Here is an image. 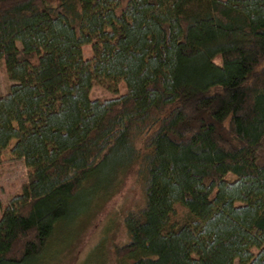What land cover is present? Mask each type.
Instances as JSON below:
<instances>
[{"label":"trees","instance_id":"16d2710c","mask_svg":"<svg viewBox=\"0 0 264 264\" xmlns=\"http://www.w3.org/2000/svg\"><path fill=\"white\" fill-rule=\"evenodd\" d=\"M0 68V264H52L132 174L117 264H264V0H0Z\"/></svg>","mask_w":264,"mask_h":264},{"label":"rangeland","instance_id":"374dc122","mask_svg":"<svg viewBox=\"0 0 264 264\" xmlns=\"http://www.w3.org/2000/svg\"><path fill=\"white\" fill-rule=\"evenodd\" d=\"M84 57H88V52L84 51ZM12 84L13 82L0 68V98L7 94ZM125 92L123 84H119L116 95L94 86L89 96L92 100L106 101L117 98ZM27 178L28 169L22 161L14 159L7 149L0 164V207L6 206L19 193ZM229 179L231 180L232 177ZM141 201V193L135 177L133 174L129 175L120 192L99 209L72 244L59 252L52 264H117L111 252L112 247L121 246L127 241L122 227V217ZM175 211L173 220H183L185 211L180 207H176ZM234 264L238 263L235 261Z\"/></svg>","mask_w":264,"mask_h":264}]
</instances>
